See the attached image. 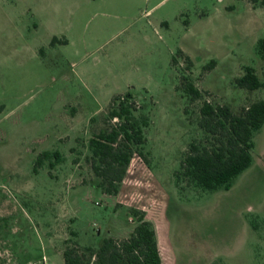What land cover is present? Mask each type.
Returning a JSON list of instances; mask_svg holds the SVG:
<instances>
[{"label": "rangeland", "instance_id": "obj_1", "mask_svg": "<svg viewBox=\"0 0 264 264\" xmlns=\"http://www.w3.org/2000/svg\"><path fill=\"white\" fill-rule=\"evenodd\" d=\"M261 37L264 5L251 0H0V264H64L72 239L96 247L129 237L139 214L155 230L161 264H264V124L230 188L174 180L203 132L201 100L189 102L182 75L238 113L264 99ZM247 65L260 87L237 84ZM127 91L150 124L144 155L133 154L108 193L88 139ZM45 149L63 160L34 171Z\"/></svg>", "mask_w": 264, "mask_h": 264}, {"label": "trees", "instance_id": "obj_2", "mask_svg": "<svg viewBox=\"0 0 264 264\" xmlns=\"http://www.w3.org/2000/svg\"><path fill=\"white\" fill-rule=\"evenodd\" d=\"M251 1L264 5V0ZM257 49L264 56V37L257 40ZM177 54L184 55L185 68L190 70L189 55L182 49H178ZM173 62H177V56L173 57ZM214 64L212 59L207 67ZM236 82L249 89L262 85L255 69L248 65ZM179 87L189 102L201 100L197 121L203 132L200 137L191 138L182 153L179 167L174 171L175 184L180 189H228L252 162L253 136L264 124V99L250 102L236 113L226 103L207 99L210 91L199 88L191 74L182 75ZM185 112L188 113V107ZM105 122L107 126L88 139L87 159L98 178L97 185L105 192L116 193L133 154L144 155L142 148L147 139L144 129L150 124V116L127 91L112 97ZM63 157L58 149L42 150L33 170L37 171L45 160L52 168ZM72 241L74 243L66 244L62 251L64 264H161L155 230L142 214L138 215L129 237L108 236L96 247Z\"/></svg>", "mask_w": 264, "mask_h": 264}, {"label": "built area", "instance_id": "obj_3", "mask_svg": "<svg viewBox=\"0 0 264 264\" xmlns=\"http://www.w3.org/2000/svg\"><path fill=\"white\" fill-rule=\"evenodd\" d=\"M30 264H50L47 261L39 262V263H30Z\"/></svg>", "mask_w": 264, "mask_h": 264}]
</instances>
